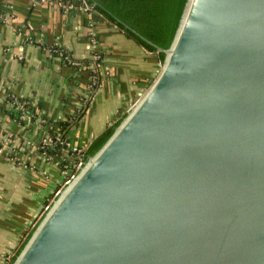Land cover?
I'll return each instance as SVG.
<instances>
[{"label":"water","instance_id":"95a60500","mask_svg":"<svg viewBox=\"0 0 264 264\" xmlns=\"http://www.w3.org/2000/svg\"><path fill=\"white\" fill-rule=\"evenodd\" d=\"M156 48L7 264H264V0H186Z\"/></svg>","mask_w":264,"mask_h":264},{"label":"crops","instance_id":"0c3cea01","mask_svg":"<svg viewBox=\"0 0 264 264\" xmlns=\"http://www.w3.org/2000/svg\"><path fill=\"white\" fill-rule=\"evenodd\" d=\"M97 16L84 0H0V138L16 137L8 155L0 151V264L8 263L62 181L55 160L25 146L24 140L37 142L49 131L36 117L65 119L83 107L66 138L84 149L125 112L159 63ZM93 53L100 65L90 88L84 64ZM8 97L26 98L30 118L11 117Z\"/></svg>","mask_w":264,"mask_h":264},{"label":"trees","instance_id":"16d2710c","mask_svg":"<svg viewBox=\"0 0 264 264\" xmlns=\"http://www.w3.org/2000/svg\"><path fill=\"white\" fill-rule=\"evenodd\" d=\"M90 6V11H95L97 17L106 20L116 26L127 37L133 39L136 43L143 46L146 50L155 54L157 61L160 63L163 59L164 53L158 51L156 46L167 47L173 37L175 29L177 27L184 3L186 0H84ZM57 46H51L55 48ZM62 49V48H61ZM100 60V58L98 59ZM86 70L90 74L98 76V68L92 72V67L89 65V60L84 64ZM96 83L94 84V86ZM10 99V100H8ZM8 102L12 104L6 107L5 111L17 120H22L21 115L23 111H32L27 105L26 98H10ZM16 104H21V108H16ZM83 107L78 111H75L72 115L65 119L48 120L45 116H40L46 120L45 123H49L50 130L61 133L66 136V132L69 126L76 123L78 115H80ZM123 115V114H122ZM108 124L101 132H99L90 142V144L84 149L83 159L85 160L88 155L95 152L100 145L108 138L113 131L114 127L119 122L121 116ZM57 128V129H56ZM2 141L0 139V146ZM64 145L58 140L54 141L52 147L47 149V152L53 155H59L62 152ZM40 152L42 150H39ZM55 156V157H56ZM54 157V159H56ZM67 160H63L61 163H68ZM27 229L26 235L30 231ZM23 238V239H24ZM23 241V240H22ZM21 241V242H22ZM20 245V244H19ZM18 245V246H19ZM16 250V249H15Z\"/></svg>","mask_w":264,"mask_h":264},{"label":"built area","instance_id":"2783aa9c","mask_svg":"<svg viewBox=\"0 0 264 264\" xmlns=\"http://www.w3.org/2000/svg\"><path fill=\"white\" fill-rule=\"evenodd\" d=\"M84 8H90V6L85 3L84 1ZM50 50H60L59 47H55V48H49ZM62 53V49L60 50ZM67 57V55H65ZM68 58V57H67ZM99 54L98 53H93L92 58L89 59V65L92 67V72L96 71V69L99 67L100 62H99ZM68 60H70L72 63H76L73 60H71L70 58H68ZM95 77L96 75L94 74H90V88H94V84H95ZM16 108H21V104H16ZM22 120L24 119H28L30 118L29 113L24 110L23 114L21 115ZM42 125L46 124V120L42 117H36ZM51 126L49 125V131L47 132L46 135H44L43 137H41L37 142H32L30 140H24L25 146L26 147H34L37 150H42L40 153H42L46 158H50L53 159L57 162L59 169H60V173H61V184L60 186L55 190L53 197L55 196V194L59 191V189L61 188V186L63 184H65L66 182H68L71 177L74 175V173L77 171V169L83 164L84 159H83V152L84 149L82 147L79 146H74L72 144L69 143L68 139L66 138V136H64L61 131L56 132V134L54 133V131L50 130ZM57 129V128H56ZM6 138L1 139L2 141V145L0 146V151L6 152V154L8 153L7 148L10 146V142L11 140L13 141L16 137L13 134H9L7 133L5 135ZM59 141L60 143H62L64 145V147L62 148V152L59 155H53L47 152L48 147L51 148L52 144H54V141ZM8 143V144H7ZM9 154V153H8ZM7 154V155H8ZM56 156V157H55ZM9 159L12 160H17L18 158L14 157V156H9ZM54 157L56 159H54ZM69 160L68 163H61L63 160ZM52 197V198H53ZM51 198V199H52ZM51 199L43 206V209L47 208L49 203L51 202Z\"/></svg>","mask_w":264,"mask_h":264},{"label":"rangeland","instance_id":"374dc122","mask_svg":"<svg viewBox=\"0 0 264 264\" xmlns=\"http://www.w3.org/2000/svg\"><path fill=\"white\" fill-rule=\"evenodd\" d=\"M159 66V63L156 65V67H158Z\"/></svg>","mask_w":264,"mask_h":264}]
</instances>
